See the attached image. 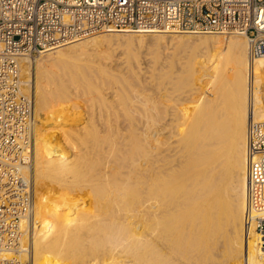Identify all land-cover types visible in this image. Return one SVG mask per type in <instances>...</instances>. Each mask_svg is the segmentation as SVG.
Returning a JSON list of instances; mask_svg holds the SVG:
<instances>
[{"label":"bare ground","instance_id":"6f19581e","mask_svg":"<svg viewBox=\"0 0 264 264\" xmlns=\"http://www.w3.org/2000/svg\"><path fill=\"white\" fill-rule=\"evenodd\" d=\"M97 33L49 51L35 62L36 103L28 133L32 161L28 165L1 161L16 165L21 178L34 184V205L25 214L0 216V257L9 261L17 258L8 264H23L28 259L32 264H264V228L259 230L257 221L264 218V213L249 209L247 148L249 121L264 120V55L250 57L249 41L243 33L242 38L174 35L153 36L149 41L142 35L95 36ZM135 41L137 48L133 46ZM143 43L156 45L159 54L167 56L162 59L168 60L154 67L151 80L155 81V94L147 100L150 88L145 95L144 91H132L125 82L126 87L117 88L118 83L115 88L120 102L104 99L105 128L94 122L103 132L85 126V113L72 104L67 90L50 87L49 82L58 77L48 68L56 66L59 78L67 76L72 83L78 82L75 87L79 91L83 81L91 80L85 72L81 75L79 63L80 77L86 79L79 82L76 72L78 78L73 81L76 57L94 51L96 56L102 55L101 59L109 58L124 45L126 67L136 77L139 70L133 63L139 60L137 54ZM160 48L173 50L168 53ZM198 50L201 52L196 60ZM225 54H230L229 64L223 63ZM130 55L136 58L134 62ZM192 57L197 66H188ZM32 60L22 58L26 77L23 92L32 84ZM47 61L52 65L48 67ZM178 67L208 79V83L201 87L187 83L190 77L179 74ZM215 75L220 78H215L220 86L213 82ZM129 83L135 85L134 81ZM94 87L90 86L92 94ZM48 123L57 125L62 135L46 130L43 126ZM72 129L92 136L93 142L87 143ZM127 139L136 143L134 147L131 144L134 155H130L133 151L127 154L130 146H123ZM43 187L46 194L38 190ZM6 193L1 192L0 198H8ZM218 218L219 222H213ZM218 225L224 230L216 231L224 233L222 238L218 234L215 242L209 235L216 233L213 230ZM221 239L228 252L225 263H218L216 256L209 259V253L218 251L214 253ZM220 251L217 253L223 254Z\"/></svg>","mask_w":264,"mask_h":264},{"label":"built area","instance_id":"2783aa9c","mask_svg":"<svg viewBox=\"0 0 264 264\" xmlns=\"http://www.w3.org/2000/svg\"><path fill=\"white\" fill-rule=\"evenodd\" d=\"M103 30L240 32L249 41L250 57L257 58L264 55V0H0V194L8 192L0 198L1 218L25 214L34 205L32 183L16 165L1 162L32 161L28 133L34 104L31 93L23 92L22 58ZM247 148L249 209L264 213V120L249 121ZM15 260L0 257V264Z\"/></svg>","mask_w":264,"mask_h":264},{"label":"rangeland","instance_id":"374dc122","mask_svg":"<svg viewBox=\"0 0 264 264\" xmlns=\"http://www.w3.org/2000/svg\"><path fill=\"white\" fill-rule=\"evenodd\" d=\"M108 34H119V35H122V36H129V35H131V36H140V35H142V37L144 36V38H146L147 40L148 39H150V38H153V36H157V37H165V38H170V37H172V36H174V35H187V36H189V35H191V36H194V37H198V36H205V35H207V36H214V37H218V36H221V35H230V36H232V37H244L245 35H240V32H227V33H137V32H130V31H125V30H103V31H100V32H98L95 36H97V35H108ZM90 37V36H89ZM86 38H88V37H84V38H81V39H77V40H73V41H71V42H68V43H65V44H63V45H60L59 47L57 46V47H55V48H52V49H49V50H46V51H44V52H42L41 54H37V55H35L34 56V59L32 60V65H31V69H32V74H31V87H30V89H29V91H27V92H29V93H31V95H32V99H33V104H34V107H35V101H36V82L35 81H37V76H36V64L37 63H35V62H37V60L39 61V59H41L40 58V56L42 57V56H44V54H46L47 52H49V51H56L57 49H61V48H66V47H69L70 45H72L73 43H77L79 40H83V39H86ZM245 38L247 39V37L245 36ZM151 40V39H150ZM149 41V40H148ZM138 43L135 41V44H133V46H135V45H137ZM147 44V43H146ZM145 43H143V45L141 46V48L139 49V54H137L138 55V61H135V57L133 56V55H130L132 58L131 59H133V61L131 60V59H129V61H132V62H134L133 64H138V65H133V66H135L136 67V69H137V71L140 73H138V75L135 77V76H133V74L131 75L130 73H129V69L126 67V66H128V62H127V58H128V53L126 52V50H127V47H126V45H124V46H121V47H119V50H115V52H113L114 54H112V50L110 49V54H112V55H109V58H105V56H103V59H101L102 58V55H100L101 56V58H100V56L99 55H97V56H99V57H97L96 56V52H94V51H90L89 53L87 52L86 54H83L84 55V57H83V55H79V56H77L76 57V60H77V62L74 64L75 65V67H77L76 66V64H79L78 66L80 67V66H82L80 69V71L78 70V68L79 67H77V71H76V69H75V67H73L72 68V70L73 71H75L73 74L75 75H73L74 76V78H73V81H74V79H75V77H76V79L78 78L76 75L78 74V76L80 77V73H81V75L82 74H84V72H85V74H84V76L85 77H87V74H88V77H89V79L91 80L90 82L91 83H89V82H85V81H83V80H85V79H83V77L81 78H79V82H80V79H83L82 81L85 83V86H83V84H82V87H86V88H83V90L84 89H86V90H84L85 92H87V91H89V92H87L90 96H87L88 94L87 93H84V91H82V87L80 88V86L78 87V89H79V91H80V89H81V91H80V93H79V91L77 90V88L75 87V86H77L76 85V83L78 84V82H76V83H72V80L71 79H69L70 77H65L64 75V77H65V79H64V77L62 78H59L60 77V75L58 74L59 72H58V69H55L56 68V66H54V67H51V70L48 68V70L49 71H51V72H53V70H54V75H56L58 78H54L53 77V81L55 80V84L53 83V81L51 80V83L49 82V84H50V87L52 88V87H58V88H61V89H63L64 88V90H67V92L69 93L68 94V96L72 99V101H71V99L69 98V100L72 102V104H75L77 107H78V109L80 108L81 109V111L83 112V113H85L84 114V116L86 117L85 118V122L84 123H86L87 122V124L85 125L86 127H88L90 130H92V128H96L95 130H97L98 132H100V131H102L101 129V127L100 126H102V125H104L103 127L105 128V122H106V118H105V112H106V101L108 102V100H110V102H112V100H113V103H115L116 102V100H117V102H120V100H119V96L117 95V92H116V85L119 83V86L117 87V88H124V86L126 87V85L125 84H127L128 86V88H133L132 89V91H134V90H139V92L140 91H142V93H143V91L146 93H143V94H145V95H147L148 93H150L151 92V94L153 93V95H151V94H148V95H151L150 97H145L147 100H149V98L151 99L153 96H154V94H155V90H154V80H151V79H153L154 78V71H155V69H154V67H156L155 65H160V62L162 61V63L163 64H166L167 63V61L168 60H163V59H165L167 56H165L164 54V56L162 55V53H160L159 54V52L157 51V48H156V45H153V44H147L146 45ZM146 45V46H145ZM150 47H149V46ZM136 48H137V46H135ZM148 48V49H146V48ZM154 48V49H153ZM144 49V50H143ZM163 49V51H165V52H167L168 51V53L169 52H172V50L173 49H170V51H169V49H166V50H164L165 48H162ZM162 49L160 48V51H162ZM125 50V51H124ZM138 50V49H137ZM152 50V51H151ZM154 50V51H153ZM205 50V49H204ZM117 51V52H116ZM142 51V52H141ZM149 51V52H148ZM156 51L158 52V53H156ZM199 51V52H198ZM197 52H196V56L194 55V57H192V61L190 62V64L188 65V66H197V62H196V60H198L199 59V57L197 56L198 55V53L200 54V50H198ZM203 51V50H202ZM108 52H109V50H108ZM107 52V53H108ZM118 52H119V54H118ZM123 52V53H122ZM92 53H94L95 54V56L93 57V56H91V55H94V54H92ZM127 53V54H126ZM149 53V54H148ZM156 53V54H155ZM109 54V53H108ZM116 54V55H115ZM146 54V55H145ZM148 54V55H147ZM153 55V57H152V55ZM120 55V56H119ZM150 55V56H149ZM155 55H156V57H155ZM161 55V56H160ZM226 55V54H225ZM230 55V54H229ZM227 56L226 55V57L224 58V56H222L224 59H222V60H224V62L223 63H227V64H229L228 62V60H230V56ZM82 56V57H81ZM85 56H87V57H85ZM112 58H111V57ZM126 58H125V57ZM142 56V57H141ZM91 57V58H90ZM117 57V58H116ZM161 57V58H160ZM198 59H197V58ZM94 58V59H93ZM124 58V59H123ZM142 58H144L143 60H142ZM147 58V59H146ZM151 58V59H150ZM153 58V59H152ZM163 58V59H162ZM193 58L194 59H196V60H193ZM74 60H75V58H73ZM105 59V60H104ZM112 59V60H111ZM154 59H155V62H154ZM97 60V61H96ZM104 60V61H103ZM107 60H109L108 62H107ZM111 60V61H110ZM114 60H117V61H114ZM122 62H121V61ZM143 62H142V61ZM159 61V63H158V61ZM112 61H114V62H112ZM120 61V62H119ZM142 62V63H140V62ZM150 61H152V62H150ZM106 62V63H105ZM111 62V63H110ZM49 63H51V62H48L47 61V65L49 64ZM91 63V64H90ZM93 63V64H92ZM95 63V64H94ZM105 63V64H104ZM118 63V64H117ZM153 63V64H152ZM155 63V64H154ZM158 63V64H157ZM161 63V64H162ZM196 63V64H195ZM54 64V63H53ZM116 64V65H115ZM139 64H141V65H139ZM194 64V65H193ZM52 64H50V65H48V67L49 66H51ZM73 65V66H74ZM84 65V66H83ZM93 65V66H92ZM107 65V66H106ZM109 65V66H108ZM117 65H120V66H117ZM146 68H143V66ZM152 65H154V66H152ZM91 66V67H90ZM99 66V67H98ZM113 66V67H112ZM121 66H122V69H121ZM138 66V67H137ZM148 66V67H147ZM86 68V69H84V68ZM101 67H103V68H101ZM118 67V68H117ZM158 67V66H157ZM156 67V68H157ZM54 68V69H53ZM109 69V71H111V72H109L107 69ZM120 68V69H119ZM127 68V69H126ZM178 68H180V70H178V72H179V74H183L182 76H184L185 78H187L188 79V77H190L187 81V83H189V84H192V85H194L195 87L196 86H205L207 83H208V79H206V78H204V79H200V78H198V77H195L194 75L192 76L191 74V71H189V70H187L186 68H183V67H178ZM183 68V69H182ZM84 69V70H83ZM120 71H119V70ZM126 69V70H125ZM142 69H144L145 71H143ZM149 69V70H148ZM177 69V68H176ZM184 69H185V71H184ZM85 70H88V71H85ZM102 70H105L106 72H107V75L105 74V75H102V74H104L103 72H105V71H102ZM122 70V71H121ZM147 70V71H146ZM34 71V72H33ZM93 71H96V72H93ZM124 71V73H125V71H127L126 73H128V74H124V73H122ZM149 71V72H148ZM150 71H152L151 73H150ZM184 72V73H181V72ZM187 71V72H186ZM189 71V72H188ZM76 72H77V74H76ZM80 72V73H79ZM89 72L91 73V76H89L90 74H89ZM113 72V73H112ZM119 72V73H118ZM121 72V73H120ZM94 73H96V74H94ZM112 73V74H111ZM147 73V74H146ZM151 74V77H150V74ZM122 74H124V75H122ZM146 74V75H145ZM94 75H97V76H94ZM128 75V77H126ZM140 75V76H139ZM149 77H148V76ZM25 75H23V72H22V77L24 78L23 79V81H25V79H26V77H24ZM55 76V77H56ZM72 76V77H73ZM93 76V77H92ZM101 76V77H100ZM117 76V77H116ZM121 76V77H120ZM123 76V77H122ZM130 76V77H129ZM144 76V77H143ZM187 76V77H186ZM216 76H218V75H215V77H214V79L215 78H218V77H216ZM36 77V78H35ZM96 77H100L101 79H98V78H95ZM105 77V78H104ZM107 77V78H106ZM116 77V78H115ZM140 77V78H139ZM103 78H104V80H103ZM114 78V79H113ZM134 78H135V80H134ZM137 78V79H136ZM143 78V79H142ZM196 78H198V79H196ZM58 79H59V81H58ZM102 80V81H98V80ZM122 79V80H121ZM124 79H126V80H124ZM127 79H129V80H127ZM150 79V80H149ZM213 79V82L215 81L216 82V80L217 79H215L214 80ZM218 79H220V78H218ZM64 80V81H63ZM67 82H66V81ZM93 80H94V82H93ZM106 80V81H105ZM107 80H109V82L107 81ZM111 80V81H110ZM138 80V81H137ZM189 80H191V81H189ZM59 83H58V82ZM71 81V82H70ZM76 81H78V80H76ZM82 81H81V83H82ZM89 81V80H88ZM96 81V82H95ZM103 81H105V83L103 82ZM133 81H134V84L135 85H133L132 84V86L130 85V83L129 82H131V83H133ZM136 81V82H135ZM139 81H140V83H139ZM152 81H154V82H152ZM62 82H65L64 84H62L61 85V83ZM97 82H98V85H97ZM106 82H108V83H106ZM117 82V83H116ZM123 82H125V84L123 83ZM143 82V83H142ZM211 82H212V80H211ZM214 82V83H215ZM218 82V81H217ZM216 82V83H217ZM25 83V82H24ZM67 83V84H66ZM70 83H72V84H70ZM88 83V84H87ZM95 83V84H94ZM99 83H101L100 85H99ZM145 83V85L147 86V87H145L143 84ZM215 83V84H216ZM52 84H53V86H52ZM66 84V85H65ZM73 84H75V85H73ZM80 84V83H79ZM89 84H90V86L91 85H94L95 87V89L97 90L100 86V89H99V91L101 92H99V91H96L95 90V92H94V90H93V94H92V89H90V86H89ZM105 84H107L108 86L106 87V85ZM115 84V85H114ZM138 86H137V85ZM64 85H65V87H64ZM71 85H73V86H71ZM81 85V84H80ZM140 85V86H139ZM66 86H68L67 87V89H66ZM71 86V88H72V90H71V88H69ZM106 87V88H104V89H102L103 87ZM137 86V87H136ZM142 86V87H141ZM217 86H220V85H218V83H217ZM25 87H26V83H25ZM49 87V88H50ZM74 87H75V89H74ZM112 87V88H111ZM134 87H135V89H134ZM188 87H190V86H188ZM188 87H186L187 89H188ZM111 88V89H110ZM115 88V89H114ZM138 88H142V89H138ZM144 88V89H143ZM148 88V89H147ZM151 90H150V89ZM26 89V88H25ZM75 91H74V90ZM106 89V90H105ZM115 91H114V90ZM153 89V90H152ZM113 90V91H112ZM130 90V89H129ZM150 90V92H148ZM73 91V93H71ZM106 91V92H105ZM152 91H154V92H152ZM66 92V91H65ZM78 92V93H77ZM81 92H83V93H81ZM116 92V93H115ZM95 93V94H94ZM108 95H107V94ZM141 92H140V94H142ZM81 94V95H80ZM85 94V95H84ZM99 94V95H98ZM102 94V95H101ZM104 94H105V96H104ZM115 94V95H114ZM78 95V96H77ZM116 96V97H114V96ZM81 96H83V97H81ZM86 96V97H85ZM94 96V97H93ZM118 96V97H117ZM67 98V99H68ZM144 98V99H145ZM74 99V100H73ZM106 101H105V100ZM142 99H143V95H142ZM103 100V101H102ZM146 100V101H147ZM117 102H116V104H117ZM187 102V101H186ZM96 104V105H95ZM87 106V107H86ZM96 113V114H95ZM94 116V117H93ZM62 118H65V116L63 117V116H61ZM94 118V119H93ZM92 119V120H91ZM99 119V120H98ZM102 122H101V121ZM94 122L95 123H98V125H100V126H98L97 124H94ZM90 123H91V125H90ZM100 123V124H99ZM88 125V126H87ZM96 127H95V126ZM79 126H81V125H79ZM93 126V127H92ZM34 127V126H33ZM43 127H46V130H49V131H55V132H57L58 133V136L60 137L62 134H61V132H60V128L57 126V125H53V123H48L47 125H44ZM50 127H52V128H50ZM56 127V128H55ZM91 127V128H90ZM97 127H99V128H101L100 130L99 129H97ZM125 127H126V129H127V126L125 125ZM65 128L67 129V130H69L68 132H70V127L69 126H65ZM80 128H82V127H80ZM153 129H154V126L152 127ZM56 129H57V131H56ZM152 129V130H153ZM125 130V129H124ZM72 131H75L74 133H77L78 135H79V137H81V139H84V140H86L87 141V143L88 142H90V141H92L93 142V140H92V136H90V135H87V134H85V136H84V134H82V133H80V132H78V131H76V130H73L72 129ZM103 132V131H102ZM90 136V137H89ZM87 138V139H86ZM91 139V140H90ZM54 140V141H53ZM76 140H78V139H76ZM89 140V141H88ZM129 140H131V139H129ZM129 140L127 139L126 141H125V144L123 145V146H126L125 148L127 149L128 148V146H130L129 148H128V153L127 154H129V153H131V151H133V147H134V145L133 144H135L136 145V143L134 142H129ZM52 141L53 142H55V139L54 138H52ZM102 143H104V148H108V147H106L107 146V143H105V142H103V141H101ZM89 144H91V145H93V143H89ZM88 144V145H89ZM110 143H108V145H109ZM128 144H130V145H128ZM131 144L133 145V147L131 146ZM57 145V144H56ZM102 145V144H101ZM58 146V145H57ZM109 146H111V144L109 145ZM114 146V145H113ZM32 147H33V149H34V139H33V144H32ZM130 148L132 149V150H130ZM136 148V147H135ZM71 153V152H70ZM134 155V151H133V153H131L130 155ZM91 156V155H90ZM129 156V155H128ZM130 157V156H129ZM34 161V160H33ZM32 185H34L33 183H32ZM33 188H34V186H33ZM39 191H41L42 193H44V194H46L47 192H46V188L45 187H43V188H40V189H38ZM150 192H152V191H150ZM132 195L133 196H135L136 195V192L134 193H132ZM220 207V206H219ZM213 222H219V218L216 220V221H213ZM216 227H217V225H216ZM214 228V230H213V232H216L215 234H213V233H211V234H213V235H209V236H213L212 238H213V240L216 242L217 240H218V234H220L221 232V230L220 231H216V230H219V229H222L221 228V226L220 225H218V228ZM222 230H224V229H222ZM223 233H224V231H222ZM223 233H221L220 234V236L222 235L223 236ZM214 235H216V236H214ZM222 236L221 237H219V238H222ZM215 237H217V238H215ZM206 238H211V237H208V236H206ZM211 238V239H212ZM213 240H206L205 242L206 243H211ZM213 241V242H214ZM223 242V243H222ZM213 244V243H212ZM220 244H222V246L220 245ZM220 244H219V247L217 248H215L214 249V253L218 250H221L220 252H222L223 254H219V253H215V254H213V253H209V259L210 258H212L213 256H216L218 259H220V261H218V263H221L222 261H223V263H225V256L226 255H228V252L225 250L226 248H225V244H224V241H223V239H221V242H220ZM216 246V245H215ZM222 247H223V250H222ZM226 251V252H225ZM226 253V254H225ZM211 254V255H210ZM217 254H219V255H217ZM225 254V255H224ZM223 255V256H222ZM220 256V257H219ZM225 257V258H224ZM26 262H31V260H29L28 259V261L26 260ZM31 264H32V262H31Z\"/></svg>","mask_w":264,"mask_h":264}]
</instances>
